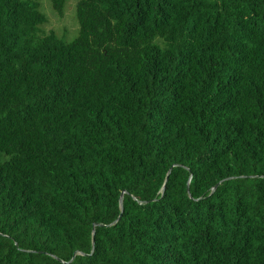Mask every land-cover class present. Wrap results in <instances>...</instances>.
<instances>
[{
  "label": "trees",
  "instance_id": "16d2710c",
  "mask_svg": "<svg viewBox=\"0 0 264 264\" xmlns=\"http://www.w3.org/2000/svg\"><path fill=\"white\" fill-rule=\"evenodd\" d=\"M75 15L0 0V264H264V0Z\"/></svg>",
  "mask_w": 264,
  "mask_h": 264
},
{
  "label": "rangeland",
  "instance_id": "374dc122",
  "mask_svg": "<svg viewBox=\"0 0 264 264\" xmlns=\"http://www.w3.org/2000/svg\"><path fill=\"white\" fill-rule=\"evenodd\" d=\"M39 3V10L47 19V22L39 26L38 33L46 34L54 31L64 41H71L78 31V22L75 15L77 0H66L63 15L59 16L51 5V0H35Z\"/></svg>",
  "mask_w": 264,
  "mask_h": 264
},
{
  "label": "water",
  "instance_id": "95a60500",
  "mask_svg": "<svg viewBox=\"0 0 264 264\" xmlns=\"http://www.w3.org/2000/svg\"><path fill=\"white\" fill-rule=\"evenodd\" d=\"M218 185H219V183H217V184L214 186V188L217 187Z\"/></svg>",
  "mask_w": 264,
  "mask_h": 264
}]
</instances>
